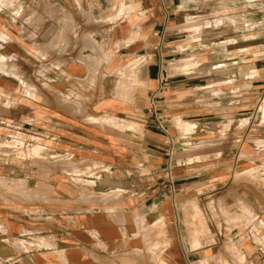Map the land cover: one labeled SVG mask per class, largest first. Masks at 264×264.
<instances>
[{
	"label": "crops",
	"instance_id": "1",
	"mask_svg": "<svg viewBox=\"0 0 264 264\" xmlns=\"http://www.w3.org/2000/svg\"><path fill=\"white\" fill-rule=\"evenodd\" d=\"M263 82L264 0H0V264H264Z\"/></svg>",
	"mask_w": 264,
	"mask_h": 264
},
{
	"label": "rangeland",
	"instance_id": "2",
	"mask_svg": "<svg viewBox=\"0 0 264 264\" xmlns=\"http://www.w3.org/2000/svg\"><path fill=\"white\" fill-rule=\"evenodd\" d=\"M254 87H255L254 94H261V95L256 98L252 112L247 116H242L239 114L235 118L233 117L229 118V121L227 120L224 124H222V126L220 127V130L216 132L217 138H221L222 140L231 138V134L237 131L235 129H238L239 130L238 139H241L242 137L245 139V132L241 130L246 129L247 127L251 126V124L257 125L264 121V111L262 108V106L264 105V82L258 83V84L255 83ZM198 148H199L198 145L191 147V149L193 150L191 153L198 155L199 154ZM238 149L240 150L241 147H238ZM201 150H203V152L205 153V158H208L209 156H212L213 153H218L219 155H222V156L227 155L228 153H230V151L228 150L235 151L236 148L229 147V146L214 147L212 145H207L205 147H202ZM244 154L245 153H241V156H243ZM191 163H193L192 160H191ZM246 175L247 174L242 172L240 167L239 168L237 167V169L235 170L233 174L231 184L237 187L260 186V182L262 181L260 176H257V175L253 176L250 174L251 177H246ZM242 199L245 200L244 197ZM242 208L245 209V211L247 212L246 205L244 202L242 203ZM225 213L228 214L227 209L225 210ZM205 229L208 230L207 225H205Z\"/></svg>",
	"mask_w": 264,
	"mask_h": 264
},
{
	"label": "built area",
	"instance_id": "3",
	"mask_svg": "<svg viewBox=\"0 0 264 264\" xmlns=\"http://www.w3.org/2000/svg\"><path fill=\"white\" fill-rule=\"evenodd\" d=\"M160 82L162 84L161 87L155 93H153L151 95V97H150V100H149V112H151V114L156 117L157 122L159 123V126L165 132H167V129L164 127V125L162 124V122L157 117L158 106H159V101H158L159 93L164 89V85L167 83V78L166 77H162L160 79ZM166 174H167V176L169 178H171V170H170V168L167 170Z\"/></svg>",
	"mask_w": 264,
	"mask_h": 264
},
{
	"label": "bare ground",
	"instance_id": "4",
	"mask_svg": "<svg viewBox=\"0 0 264 264\" xmlns=\"http://www.w3.org/2000/svg\"><path fill=\"white\" fill-rule=\"evenodd\" d=\"M262 108H263V111H264V105L262 106ZM199 146H200V145H199ZM202 146H203V145H202ZM220 262H221V261H220ZM221 263H222V262H221ZM161 264H165V263H164V262H163V263L161 262ZM224 264H225V263H224Z\"/></svg>",
	"mask_w": 264,
	"mask_h": 264
}]
</instances>
